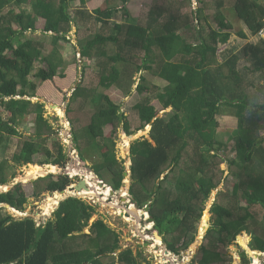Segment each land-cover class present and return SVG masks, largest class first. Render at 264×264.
Here are the masks:
<instances>
[{"label":"trees","instance_id":"trees-1","mask_svg":"<svg viewBox=\"0 0 264 264\" xmlns=\"http://www.w3.org/2000/svg\"><path fill=\"white\" fill-rule=\"evenodd\" d=\"M56 1L0 0V105L11 112L8 120L0 113V142L6 136L20 137L12 160L21 165L53 164L65 168L69 156L61 142H57L54 149L45 146L43 141L54 133L52 125L43 115V104H33L25 97L34 96L28 94L26 84L35 62L40 58L46 62V58L41 57V45L21 38L27 31L37 30L36 24L25 8L18 12L11 8L6 13L3 9L13 3L30 4L34 14L44 19L43 30L55 33L60 39L71 30L73 19L69 13L71 0ZM120 1L128 16L125 6L129 0ZM183 5L180 0H166L163 6H155L159 11L154 7L158 13L153 25H139L137 18L129 16L132 22L127 28L122 23H110L118 12L117 6L96 8L92 12L81 9L79 13L84 16L86 23L83 24L87 27L77 29L80 54L91 57L96 50L95 63L99 68L82 72V81L74 88L66 114L75 127L72 129L74 148L84 159L83 152L96 143L104 157L102 165L109 173L106 175L111 176V187L119 190L123 186L124 165L118 161L115 141L105 135L104 127L111 124L115 130L126 122L128 134L134 132L129 131L131 121L120 106L99 89L116 86L126 94L133 88L138 93L156 92L163 109L171 108L170 112L159 116V110L149 100L132 107L135 118L140 121L135 133L152 122L149 132L152 141L140 138L132 142L129 193L138 208L149 204L154 229L165 236V241L171 236L168 250L179 255L180 249L186 251L195 242V223L202 218L206 202L224 174L219 166L224 159L216 150L226 143L217 132V114L222 105L235 109L239 131L242 129L245 133L242 139L236 135L235 157L229 162V167H235L232 174L237 181L232 192H220V200L213 203V227L205 235L196 259L198 264H223L222 250L243 233L251 236L253 251L264 253V173L259 170L264 169L261 133L264 103H257L255 95L249 91L253 80L237 69L239 54L235 53L222 64L216 60L219 45L228 43L232 37L231 24L223 7L235 9L251 27L252 34H258L264 29V2L198 0L195 11L191 0L187 1L186 10ZM195 21L196 31L182 37L178 28ZM123 34L129 37L126 43L123 40L121 43ZM240 36L245 38L246 34L240 33ZM135 37L138 41L129 43ZM108 43L123 48L110 54L105 49ZM242 52L254 62L252 71H264V40L246 45ZM184 66L188 67L186 74L182 73ZM143 72L167 81L164 89L150 83ZM56 75L57 67L51 63L35 74L42 81L52 80ZM31 86L35 89V84ZM89 104L93 111L87 112ZM73 105L77 107L76 113ZM33 110L36 112L35 132L23 134L18 129L20 120ZM82 111L87 113L85 122ZM182 114L187 116V122L182 120ZM39 154L43 158L37 161L35 157ZM4 164L0 165L1 184L10 181ZM95 172L102 179L106 178L99 168ZM15 177L13 173L11 179ZM37 181L38 191L50 193L61 192L73 183L67 174L57 177L49 174ZM22 188V184L17 183L10 190L0 192V205L23 211L28 199ZM242 198L249 201L247 205H241ZM93 212V205L78 196H69L53 214L58 226L50 220L37 226L32 218L15 220L7 216L0 221V264H140L130 249L123 250L115 259L113 254L117 252L119 235L103 220L90 225ZM87 228L90 233L83 234ZM112 255L113 262L103 261ZM242 264L250 262L244 258Z\"/></svg>","mask_w":264,"mask_h":264},{"label":"rangeland","instance_id":"rangeland-1","mask_svg":"<svg viewBox=\"0 0 264 264\" xmlns=\"http://www.w3.org/2000/svg\"><path fill=\"white\" fill-rule=\"evenodd\" d=\"M180 1L184 2V5L182 7L186 10L188 8V0ZM261 1L264 2V0ZM56 2L58 3V0ZM165 3L166 0H129V2L125 6L129 13V15L127 16L124 12V9H122L123 4L120 0H85L84 3H82L81 0H71L69 7V13L71 14L73 19V22L71 23V30L67 33L65 38L60 39L57 38L55 33L45 32L43 30L44 19L39 18L34 14L30 4H22L21 6H17L15 3H13L6 6L3 9V12L6 13L11 8H14L16 12H18L21 8H25L26 11H28V13L32 16L37 27V30L27 31L21 38L31 39L34 42H37L39 45L43 46L39 47L42 51L41 57H45L46 62L42 61L41 58L35 62L34 69L27 77L26 84V91L29 92V95L34 96L25 97L27 99H30L33 104L38 102L43 104V115L52 125L54 133L51 134L45 142L43 141L45 146L49 147L50 149H54L55 144L57 142H61L64 145L65 151L69 156L67 163L68 172L64 171V167L56 165L59 168L57 170L58 172L52 173L53 177H57V175L63 173H69V177L72 178L73 183L65 189L66 194L64 197L73 194L82 198L88 204L93 205L94 212L90 221V225H92L93 222L97 220H103L110 228L118 233L120 241L116 247L117 252L115 253L116 256L114 255L115 259H117L119 252L130 249L132 250L133 255L137 257V260L140 264H198L196 259L200 253L199 250L204 243L203 239L208 230L213 227L211 207L214 202L220 200V192H232L234 184L237 181V178L232 174V171L235 170V167H229V162L235 157V144L237 139L236 135H238V137L242 139L245 136V133L242 129H240L239 131L238 119L235 116V109H232L226 105H222L220 107V113L217 114V132L220 136L221 141L226 143L225 146L218 147L216 150L217 153H219V155L224 159V162L219 165L224 174L220 185L218 186V188L212 191L210 198L207 200L202 218L195 223L197 229L195 242L186 251L180 249L181 253L179 255L170 252L173 255L172 257L175 259L176 263H173L171 260L165 259V257L161 255L162 248L165 249V251L169 252L167 243L171 242L172 238L171 236H168L166 237L167 239L165 241V236H163L162 242L161 239H156L154 237V225L147 220L149 218L148 214L145 215L139 212V222L133 225L130 221H128V218L125 217V213L122 212L125 211L124 208L128 209L131 206L130 202L122 199L123 195L124 197H127L132 201V196L129 193V188L132 183V159L130 154V147L132 145V142L136 139L148 138L149 140H151L149 134V125L147 126L148 128L146 131L137 132L136 134H134V137L132 139L128 138V136L133 133L128 134V129H126V122H122L119 128H115V130L111 124L104 127L105 135L107 137L113 138L115 141L114 151L118 161L120 162V164L124 165V172H128V175L124 176V184L120 188V191L108 195L107 193H105L107 187H101L100 181H98V178H102L95 172L96 168H99L104 175L109 174L107 169L102 165L104 158L102 152L99 150L97 144L94 143V145L83 152L84 159L81 158L79 151L74 148L75 143L73 142L72 129H74L75 127L69 121L66 114V109L69 106L68 103L70 101V97L74 91V88H76V86L82 81V72L84 70H87L88 68L93 71H96L99 68L95 63V60L98 57V52L96 50L92 51L91 57H83L80 54L77 29L79 27L82 29L87 27L83 24L86 22L82 18L84 16L79 13L80 10L84 9L92 12L96 8L107 9L109 7L117 6L118 12L110 23L112 25L115 23H122L127 28L129 23L132 22V20L129 19V16L137 18L139 25H153L155 20L154 16L156 15V13H158L154 9V7L157 6V4L163 6V4ZM155 8L158 11L160 9L158 7ZM191 8L194 11L197 10L198 0H191ZM223 11L227 20L231 24L230 32L232 33V37L228 43L219 45L216 60L219 64H222L227 58L234 55L235 53L239 54L240 58L238 59L237 69L247 75V78L253 80L254 84H252V86L249 88V91L252 95H255V100L257 103H264V71L256 73L252 71L251 69L254 68V62L251 59L245 58L242 54V49L246 45L259 44L261 40H264V29L263 32L252 34L251 27H249V25L238 16L235 9L225 6L223 7ZM85 18L87 19V16H85ZM197 27L198 24L196 21L190 22L184 27H179L178 31L182 35V37L186 38L189 37L191 32L196 31ZM15 28H17L16 25ZM205 28L207 34V30H209V28L208 26H206ZM240 33H245L246 37L242 38L240 36ZM127 38L129 37L126 34L121 35V43L122 40L124 43L128 42ZM137 41L138 38L135 37L131 39L129 43H135ZM122 48L123 47H120V45H116L113 43H108L105 46V49L110 54H115L121 51ZM48 63H51L57 67V75L52 80L42 81L38 77H36L35 74L40 68L46 67ZM187 72L188 67L184 66L182 68V73L186 74ZM143 75L149 80L150 83L155 84L156 86L160 87V89H164V87L166 86L167 81L163 80L160 77L151 75L148 72H143ZM139 76L140 74L136 75L137 81H139ZM32 84H35V89H32ZM99 90L109 94L111 99L120 106L121 112H124L125 115H127V118L131 121V129H129V131H132L134 133L135 128L140 125V121L135 118V114L134 112H132V107L136 103L143 100H149L156 106L157 110H159V116H163L171 111V108L163 109L162 104L158 101L155 95L156 92L138 93L136 89L133 88L129 94H126L116 86H112L108 90L102 88H100ZM57 107H60V110ZM76 108L77 107L73 105L72 109L75 111V113L77 110ZM85 110L87 112L93 111L90 104L86 107ZM86 111L80 112L81 114L86 116L83 119V122L88 120ZM0 113L6 120L11 117V112L5 110L1 105ZM88 115L90 116L89 113ZM35 116L36 112L33 110L30 111V113H28L25 117L21 118V122L18 125L19 131L23 132V134H33L35 132L36 125ZM182 120L184 122H187V116L185 114H182ZM261 133L264 137V129ZM19 141V136H6L2 139V142H0V165L5 163V173L8 179H10V181L6 185H8V187L10 185L14 187L13 184H15L16 182L21 183L23 187L22 189L24 190L28 201L24 206L25 209L19 212H17L16 210L11 211V208H8L6 205H0V221L5 219L7 216H12L15 220L32 218L37 226L43 225L48 220L52 221L55 225L58 226L59 224L57 222V219L52 213L58 206V204L53 206L52 208H48L47 206L48 199L51 197L53 198L55 194L44 190L38 191L36 189L38 183L37 179L39 180L40 177L48 175H40V177H36L37 179L33 181L32 179L34 177H25L28 170L30 169L29 164H39L28 163L21 165L13 162L12 160L13 154L18 150ZM125 152L127 154H125ZM42 158V154H39L35 157V160L39 161ZM259 170L261 173H264V169ZM13 173H15L16 177L11 179ZM82 173H84V175H82ZM87 174H93L92 181L94 182L96 187H98V191L101 194L96 196L84 195L80 194V191L82 189H76L77 184L81 181V179L86 178L85 175ZM102 180H104L107 186H111L110 175H106V178H103ZM125 180H127V182ZM85 187L90 186L86 185ZM248 202L249 201L247 199H241V205H247ZM111 204L116 205L112 206ZM134 205L136 206V204ZM204 216H206V218L208 219V230L203 236V239H201V241L199 242L198 237ZM149 225H151V227H149ZM89 233V228L85 229L83 232V234ZM237 238L232 243V245L222 250L221 258L223 264H234L235 254H237V256L239 257L241 261L240 264H242V260H244V258H247L250 262V256L240 245L237 244ZM157 240L160 241L158 245ZM251 240V236L248 235L249 248ZM196 244L197 246L192 249ZM103 261L106 263L113 262V255L104 258ZM257 261L255 264H257ZM258 264H264V256L262 259L259 258Z\"/></svg>","mask_w":264,"mask_h":264},{"label":"bare ground","instance_id":"bare-ground-1","mask_svg":"<svg viewBox=\"0 0 264 264\" xmlns=\"http://www.w3.org/2000/svg\"><path fill=\"white\" fill-rule=\"evenodd\" d=\"M54 106H58V105H54ZM54 106H52V107H54ZM57 108L59 109L60 107H57ZM141 131L143 132V130H141ZM125 154H127V153L125 152ZM29 166H30V169L28 170V172H27L25 177H35L36 178V177H39L40 175L49 174V173H53V172L54 173L58 172L57 171L58 167L56 165H53V164H44V165L29 164ZM82 175H84V173H82ZM85 177H86L85 178L86 185L90 186V187H83V189L80 191V194L90 195V196H94V195L96 196V195L101 194L98 191V187H96V185L92 181L93 180V174H91V175L87 174V175H85ZM125 181L127 182V180H125ZM105 187H107V190L105 191V193H107L108 195L111 194L110 187H108L107 185ZM1 188L7 189L8 185H6V184L5 185H0V189ZM65 194H66V192H64V191L63 192H56L55 196L53 198L51 197V198L48 199V203H47L48 208H52L53 206L59 204V200H61L65 196ZM111 205L115 206L116 204H111ZM130 205L131 206L128 209L124 208L125 211H122V212L125 213V217L128 218V221H130L134 225L135 223L137 224L139 222V218L140 217H139V212H137V207L134 204H130ZM13 210L14 209H11V211H13ZM127 213H130L129 216H127L128 215ZM206 216H204V219L202 221V225H201V228H200L199 237H198L199 238L198 239L199 242L201 241V239H203V236L205 235L206 231L208 230V219L206 218ZM149 227H151V225H149ZM159 243H160V241L157 240V245ZM237 244L240 245L244 250H248L253 262L256 263V261L259 260L257 258L259 256V253L254 252L252 249L248 248V235L247 234H244V235L242 234L241 236H239L237 238ZM196 246H197V244L194 245L192 249H194ZM161 255L163 257H165V259L171 260L173 263H176L175 259L172 257L173 255L170 252L165 251V249H163V248H162V251H161ZM189 256H191V255H189ZM234 257H235L234 258L235 259L234 264H240L239 263V257L237 256V254H235ZM258 262L259 261H257V263Z\"/></svg>","mask_w":264,"mask_h":264},{"label":"water","instance_id":"water-1","mask_svg":"<svg viewBox=\"0 0 264 264\" xmlns=\"http://www.w3.org/2000/svg\"><path fill=\"white\" fill-rule=\"evenodd\" d=\"M151 127H152V122L149 124V131L151 130ZM147 128L148 127H145L144 129H142L143 131H146L147 130ZM134 134H136V133H133V134H131L130 136H128V138H130V139H132L133 137H134ZM59 169V168H58ZM128 175V172H124V176H127ZM40 177V176H39ZM37 178H33L32 180L34 181V180H36ZM100 181V185H101V187H104L106 184L102 181V180H99ZM17 183V182H16ZM15 183V184H16ZM126 183V182H125ZM15 184H13V186L15 185ZM123 184H124V182H123ZM1 185H3V184H1ZM86 186V182H85V179H82L78 184H77V186H76V189H78V190H81V189H83V187H85ZM12 188V186L10 185L9 187H8V189H3V188H1V192H4V191H8V190H10ZM110 190H111V193H115V192H119L120 191V189L119 190H113V188H110ZM63 192V191H62ZM67 198V197H66ZM122 199L123 200H127L128 202H130L131 204H133L132 203V201L130 200V199H128L127 197H122ZM8 208H11L9 205H6ZM58 207L59 206H57L56 208H55V211L58 209ZM137 212H141L142 214H149V204L148 205H146L143 209H141V210H139L138 208H137ZM127 216H129V214L127 215ZM149 222H151V223H155V221H154V219L153 218H149V220H148ZM80 234H82V233H80ZM154 237L157 239V238H159V239H161V241H163V238L159 235V233L157 232V231H154ZM260 254V256H259V258L260 259H262L263 258V254L262 253H259ZM250 261L252 262V258H250Z\"/></svg>","mask_w":264,"mask_h":264},{"label":"clouds","instance_id":"clouds-1","mask_svg":"<svg viewBox=\"0 0 264 264\" xmlns=\"http://www.w3.org/2000/svg\"><path fill=\"white\" fill-rule=\"evenodd\" d=\"M261 31H263V30H261ZM261 31H260V32H261ZM147 126H148V125H147ZM147 126H146V127H147ZM149 132H150V131H149ZM67 169H68V168H67V166H66V167L64 168V171H65V172H68ZM50 174H52V173H50ZM63 174H64V173H63ZM68 174H69V173H67V175H68ZM47 175H49V174H47ZM83 179H85V178H83ZM81 180H82V179H81ZM99 180H102V179L98 178V181H99ZM102 181L104 182V180H102ZM104 183H105V182H104ZM0 184H1V183H0ZM105 184H106V183H105ZM3 185H5V184H3ZM105 186H106V185H105ZM105 186H104V187H105ZM108 187L112 188L111 186H108ZM113 190H114V189H113ZM62 191L65 192V190H62ZM62 191H61V192H62ZM55 193H56V192H54V194H55ZM69 196H76V195L71 194V195H68V196H66V197H69ZM66 197H64V198H62L61 200H59V204H58V206L60 205V202H61L62 200H64ZM132 203H133V202H132ZM138 209H140V208H138ZM142 209H143V208H142ZM15 210H16V209H15ZM57 210H58V209H57ZM57 210H56V211H57ZM17 211H18V210H17ZM56 211L54 210L52 213L54 214V212H56ZM18 212H19V211H18ZM52 213H51V214H52ZM148 216H149V218H151L149 214H148ZM142 217H144V216H142ZM149 218H148L147 220H149ZM48 219H49V218H48ZM144 219H145V218H144ZM152 224H153V223H152ZM154 224H155V223H154ZM154 224H153V225H154ZM153 228H154V226H153ZM154 230H155V229H154ZM155 231H156V230H155ZM157 232H158V231H157ZM243 234H246V233H243ZM160 236H161V235H160ZM161 237H162V236H161ZM162 238H163V237H162ZM161 242H162V241H161ZM169 252H170V251H169ZM258 252H259V251H258ZM119 253H120V252H119ZM259 253H262V252H259ZM262 254L264 255V253H262ZM113 255H115V254H113ZM115 256H116V255H115ZM240 262H241V261H240ZM250 263H252V262L250 261Z\"/></svg>","mask_w":264,"mask_h":264},{"label":"crops","instance_id":"crops-1","mask_svg":"<svg viewBox=\"0 0 264 264\" xmlns=\"http://www.w3.org/2000/svg\"><path fill=\"white\" fill-rule=\"evenodd\" d=\"M167 84V83H166ZM11 209H13V208H11ZM15 210V209H14ZM17 211V210H16ZM18 212V211H17ZM249 248V247H248ZM250 249V248H249ZM246 252H247V254L250 256V254H249V252H248V250H245ZM254 252H257V251H254ZM258 253V252H257ZM259 256H260V254H259ZM250 258H251V256H250ZM258 259H259V257H258ZM259 261V260H258ZM239 263H240V259H239ZM259 263V262H258ZM257 263V264H258ZM252 264H255V262H253L252 261Z\"/></svg>","mask_w":264,"mask_h":264},{"label":"built area","instance_id":"built-area-1","mask_svg":"<svg viewBox=\"0 0 264 264\" xmlns=\"http://www.w3.org/2000/svg\"><path fill=\"white\" fill-rule=\"evenodd\" d=\"M261 32H263V31H261Z\"/></svg>","mask_w":264,"mask_h":264}]
</instances>
